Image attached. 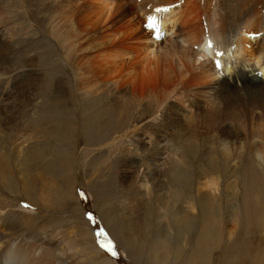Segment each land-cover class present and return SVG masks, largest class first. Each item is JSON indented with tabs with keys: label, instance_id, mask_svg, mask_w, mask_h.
<instances>
[{
	"label": "rangeland",
	"instance_id": "obj_1",
	"mask_svg": "<svg viewBox=\"0 0 264 264\" xmlns=\"http://www.w3.org/2000/svg\"><path fill=\"white\" fill-rule=\"evenodd\" d=\"M61 9L60 0H0V244L34 245L54 264H159L162 237L164 264H234L231 252L247 236L244 201L253 217L264 212L252 187L254 177L264 195L257 135L226 143L206 122L209 100L197 97L193 118L180 112L164 133L163 156L151 159L137 119L149 128L155 101L81 89L72 27ZM130 13L136 16L137 9ZM250 37L256 43L261 36ZM247 131L263 135L258 125ZM176 210L188 221L182 236ZM262 218L253 232L255 247L264 236ZM209 223L221 226L219 244L212 246L210 238L212 250L199 244L197 255ZM248 255L245 264H264L260 253Z\"/></svg>",
	"mask_w": 264,
	"mask_h": 264
},
{
	"label": "bare ground",
	"instance_id": "obj_2",
	"mask_svg": "<svg viewBox=\"0 0 264 264\" xmlns=\"http://www.w3.org/2000/svg\"><path fill=\"white\" fill-rule=\"evenodd\" d=\"M126 2L129 3L127 6ZM60 5L61 16L68 19L72 27L69 37L71 46L76 51L74 58L78 57L80 61V88L86 93L107 90L115 96L155 101L153 109L148 111L150 115L154 114L151 122H147L149 128L145 129L143 126L144 120L137 119V131L143 130L145 138H140L152 150L151 159L163 156L161 146L165 144L164 133L174 127L180 112L187 119L193 118V110L197 106L194 101L197 97L209 100L212 111L206 122L209 128L214 125L218 129L226 143L238 136L244 135L242 138L248 139L250 135L256 134L260 143L258 147H254L255 154L264 153V82L259 77H264V0H60ZM131 7L137 9V17L130 13ZM160 8H168L169 11L158 12L157 9ZM150 16L159 18L165 34L163 39L153 38V31L147 27ZM250 34H260L256 43L261 48L251 40ZM210 41L212 46H209ZM206 48L214 49L211 56L205 55ZM73 50H70V55H73ZM219 53L223 55H218ZM217 61L222 67H217ZM241 65L243 67L238 70ZM241 72L246 77L240 75ZM75 109L74 107L73 110ZM253 125L260 127L262 137L257 131H247ZM183 146L185 149L191 147L188 144ZM178 150L174 153L175 156H179ZM253 183L254 177L252 187L255 197L264 203V195L259 187L261 183L256 187ZM141 185L148 187V182ZM163 196L165 199V195ZM160 197L162 195H159L162 200ZM160 204L161 209L167 207ZM203 204L207 207L208 202ZM248 204L249 201L245 200L242 215L247 236L241 237L237 248L231 252L234 264L236 259L240 260V264H245V254L251 256L260 253L264 257V236L260 237V247L253 244V232H259L256 222L261 214L264 216V212L253 217ZM175 212L177 232L182 236L188 221L177 210ZM220 227L218 226L219 230L211 225L209 229L204 227L195 248L197 255L201 252H197L199 244L200 247L205 244L204 249H210L215 243L219 244L217 240L221 238ZM237 227L238 222L234 221L230 228L231 236ZM211 230L216 231L212 234ZM210 238L214 242L210 241L211 245L206 242ZM158 242L161 244V253L159 251L160 254L156 255V262L164 264L162 261L165 259L163 251L167 249L166 238L161 237ZM3 244H0V264L55 263L49 259L47 252L40 254L34 245L26 246L18 240L8 245ZM95 248L98 250L97 246Z\"/></svg>",
	"mask_w": 264,
	"mask_h": 264
},
{
	"label": "snow or ice",
	"instance_id": "obj_3",
	"mask_svg": "<svg viewBox=\"0 0 264 264\" xmlns=\"http://www.w3.org/2000/svg\"><path fill=\"white\" fill-rule=\"evenodd\" d=\"M157 11L158 12H167V11H169V9L168 8H160V9H157ZM147 27L153 31V38L154 39H157V40L163 39L165 34L162 30V24H161L159 18H157L156 16H150L148 18ZM209 46H212L211 41L209 42ZM218 55H223V53H219ZM217 67H222V65L220 64L219 61H217ZM108 250L110 252H112L113 255L117 254L111 246L108 248Z\"/></svg>",
	"mask_w": 264,
	"mask_h": 264
},
{
	"label": "clouds",
	"instance_id": "obj_4",
	"mask_svg": "<svg viewBox=\"0 0 264 264\" xmlns=\"http://www.w3.org/2000/svg\"><path fill=\"white\" fill-rule=\"evenodd\" d=\"M213 51H214V49H208V48H206L205 49V55L211 56L213 54ZM255 158H256V161L257 162L264 163V153L257 152Z\"/></svg>",
	"mask_w": 264,
	"mask_h": 264
}]
</instances>
